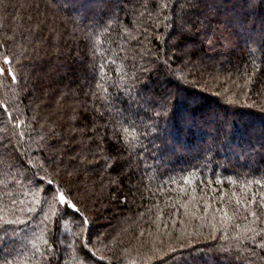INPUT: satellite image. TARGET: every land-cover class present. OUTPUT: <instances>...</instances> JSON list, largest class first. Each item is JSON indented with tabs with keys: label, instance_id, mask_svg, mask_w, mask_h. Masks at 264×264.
<instances>
[{
	"label": "trees",
	"instance_id": "1",
	"mask_svg": "<svg viewBox=\"0 0 264 264\" xmlns=\"http://www.w3.org/2000/svg\"><path fill=\"white\" fill-rule=\"evenodd\" d=\"M183 3L0 0V264H264V0Z\"/></svg>",
	"mask_w": 264,
	"mask_h": 264
},
{
	"label": "snow or ice",
	"instance_id": "2",
	"mask_svg": "<svg viewBox=\"0 0 264 264\" xmlns=\"http://www.w3.org/2000/svg\"><path fill=\"white\" fill-rule=\"evenodd\" d=\"M3 63H4V65H11L12 61H10L9 59H7L5 57ZM5 72H7V74L9 76H11L12 80L15 81L16 76H15V73L13 72L12 67H7V68L0 67V75H3ZM48 183L51 185L52 181H48ZM46 195H49L50 199L58 200V202L61 205L69 206L72 211L79 212V209L76 207L75 204H69V201L67 200L66 196L64 195V193L62 191L61 192H57V190L55 188H52L51 192L50 193H46ZM84 223H87V221L84 220Z\"/></svg>",
	"mask_w": 264,
	"mask_h": 264
},
{
	"label": "rangeland",
	"instance_id": "3",
	"mask_svg": "<svg viewBox=\"0 0 264 264\" xmlns=\"http://www.w3.org/2000/svg\"><path fill=\"white\" fill-rule=\"evenodd\" d=\"M195 2H196V0H187V3H183V4H181V6H180V8H177V9H175V12H174V14H175V16H177V15H179L180 14V12L182 13V11L183 10H185V8L186 7H188V9H190V7H191V10H193V7H194V5H195ZM187 4H189V5H187ZM141 59H143V61L141 60V62L144 64H149V58H146V57H141ZM1 60V59H0ZM0 67H3L2 66V64H0ZM6 68V67H5ZM13 69V68H12ZM70 76H72L71 78H73V77H75V78H80V80H82L81 78V75L79 76L78 74H75V76H74V73L73 74H70ZM40 77V76H39ZM31 78L33 79H35L36 77L33 75V76H31ZM37 79V78H36ZM38 82H40V80L38 79L37 80ZM37 82V83H38ZM42 82H43V80H42ZM2 156H4V154L2 153ZM18 168H21L22 169V167H20V165L17 167V169ZM20 170V169H19Z\"/></svg>",
	"mask_w": 264,
	"mask_h": 264
}]
</instances>
